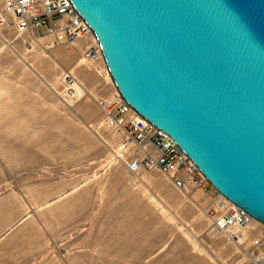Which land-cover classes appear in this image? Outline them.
<instances>
[{
  "label": "rangeland",
  "instance_id": "374dc122",
  "mask_svg": "<svg viewBox=\"0 0 264 264\" xmlns=\"http://www.w3.org/2000/svg\"><path fill=\"white\" fill-rule=\"evenodd\" d=\"M85 45L51 46L0 0V264H264V224L237 242L212 228L217 191L128 171L100 105L112 93L97 95L85 70L112 80Z\"/></svg>",
  "mask_w": 264,
  "mask_h": 264
},
{
  "label": "water",
  "instance_id": "95a60500",
  "mask_svg": "<svg viewBox=\"0 0 264 264\" xmlns=\"http://www.w3.org/2000/svg\"><path fill=\"white\" fill-rule=\"evenodd\" d=\"M122 98L264 224V0H70Z\"/></svg>",
  "mask_w": 264,
  "mask_h": 264
},
{
  "label": "built area",
  "instance_id": "2783aa9c",
  "mask_svg": "<svg viewBox=\"0 0 264 264\" xmlns=\"http://www.w3.org/2000/svg\"><path fill=\"white\" fill-rule=\"evenodd\" d=\"M6 10L22 30H34L50 38L51 46L71 48L86 41L83 59L104 67L100 45L89 25L81 18L70 0H2ZM107 123L115 134L123 133L121 149L128 171L135 175L141 171L156 170L183 193L203 191L209 197L214 187L206 180L192 160L162 129L139 115L117 92L100 102ZM213 200L212 228L238 241L254 218L240 206L219 192ZM255 246L263 249L264 240Z\"/></svg>",
  "mask_w": 264,
  "mask_h": 264
},
{
  "label": "crops",
  "instance_id": "0c3cea01",
  "mask_svg": "<svg viewBox=\"0 0 264 264\" xmlns=\"http://www.w3.org/2000/svg\"><path fill=\"white\" fill-rule=\"evenodd\" d=\"M106 68V66H105ZM86 81L88 85L96 92L99 96H107L114 92L112 82L108 78L106 71L104 69L96 70L92 66H87Z\"/></svg>",
  "mask_w": 264,
  "mask_h": 264
},
{
  "label": "bare ground",
  "instance_id": "6f19581e",
  "mask_svg": "<svg viewBox=\"0 0 264 264\" xmlns=\"http://www.w3.org/2000/svg\"><path fill=\"white\" fill-rule=\"evenodd\" d=\"M93 33V32H92ZM94 35V34H93ZM104 60V59H103ZM104 65H105V62H104ZM106 66V65H105ZM107 69V68H106ZM108 72V71H107ZM117 90V89H116ZM118 92V91H117ZM119 93V92H118ZM120 94V93H119ZM204 176V175H203ZM215 189V188H214ZM216 190V189H215ZM213 192V191H212ZM218 192V191H217ZM243 232H245V231H243ZM241 234V233H240ZM239 237V236H238ZM237 237V238H238ZM239 239V238H238ZM239 241V240H238ZM260 262H262V260L260 261Z\"/></svg>",
  "mask_w": 264,
  "mask_h": 264
}]
</instances>
